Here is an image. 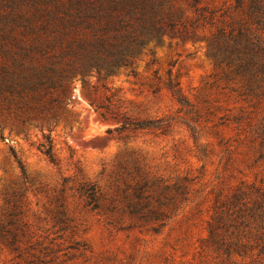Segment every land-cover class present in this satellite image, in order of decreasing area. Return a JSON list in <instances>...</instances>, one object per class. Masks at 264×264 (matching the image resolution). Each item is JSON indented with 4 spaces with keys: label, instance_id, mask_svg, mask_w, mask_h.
<instances>
[{
    "label": "rangeland",
    "instance_id": "1",
    "mask_svg": "<svg viewBox=\"0 0 264 264\" xmlns=\"http://www.w3.org/2000/svg\"><path fill=\"white\" fill-rule=\"evenodd\" d=\"M200 1L217 8L232 0ZM154 52L136 62L134 75L91 78L86 86L75 79L66 108L41 111L16 94L0 97V224L16 216L20 229V251L0 242V264H264L228 262L208 242L217 201L242 181L264 178V151L255 140L264 97L250 95L240 79L226 80L206 43ZM8 64L0 54L1 83ZM171 78L189 107L166 89ZM123 121L161 127L122 131ZM50 144L55 163L44 154ZM183 177L192 181L190 202L167 226L154 230L125 212L126 184L172 186ZM85 184L104 194L100 210L81 196Z\"/></svg>",
    "mask_w": 264,
    "mask_h": 264
},
{
    "label": "trees",
    "instance_id": "2",
    "mask_svg": "<svg viewBox=\"0 0 264 264\" xmlns=\"http://www.w3.org/2000/svg\"><path fill=\"white\" fill-rule=\"evenodd\" d=\"M263 36L264 0H232L217 8L200 0H0V54L11 62L2 68L0 97L16 94L41 111L66 108L75 79L86 86L91 78L100 82L123 71L134 75L136 62L146 53L154 56L155 47L206 43L207 57L224 78L240 79L259 99L264 97ZM165 87L189 107L179 83L171 78ZM158 127L160 121H123L120 130ZM256 134L264 151V126ZM44 154L55 163L51 144ZM161 182L126 184L122 192L125 212L136 222L157 225L154 230L167 226L190 202L189 178L172 186ZM80 193L88 207L101 209L104 194L97 185L85 184ZM17 218L0 224V242L15 252L20 251ZM208 234V242L228 262L264 260V178L242 181L226 201L218 200Z\"/></svg>",
    "mask_w": 264,
    "mask_h": 264
}]
</instances>
